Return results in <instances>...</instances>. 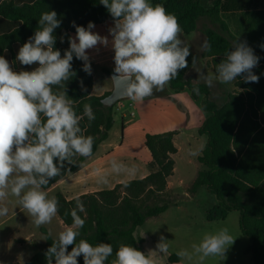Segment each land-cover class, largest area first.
Returning <instances> with one entry per match:
<instances>
[{
    "label": "clouds",
    "instance_id": "9594fccd",
    "mask_svg": "<svg viewBox=\"0 0 264 264\" xmlns=\"http://www.w3.org/2000/svg\"><path fill=\"white\" fill-rule=\"evenodd\" d=\"M100 3L114 20L109 29L111 41L93 31V22L87 27L73 22L76 34L69 37V48L62 56L54 48L53 33L61 21L53 10L41 14L37 30L16 56L23 66L35 65L31 71H15L0 56V216L8 214L7 201L13 196L37 227L50 224L58 213L59 202L54 196L50 198L44 188L61 175L65 162L74 164L76 157L92 155L94 137L84 135L80 127L84 117L89 123L95 120L92 106L84 104L83 114L78 115L74 100L67 95L66 84L76 75L72 69L74 57L83 61L82 70L91 75L88 50L111 44L115 64L112 79L123 83V95L134 102H142L154 91H163L180 70L188 67L187 57L191 53L190 46L180 38L183 29L177 17L162 4L152 5L149 0H100ZM202 48L210 51L211 45L205 41ZM232 49L217 64L215 74H200L208 87L214 86V81L231 83L238 76L246 83L259 82L253 69L260 57L246 41L236 39ZM80 86L87 92L82 80ZM193 91L199 95L198 88ZM110 167L117 175L137 172L135 165L118 163L115 159ZM98 182L108 183L107 175L99 176ZM78 213L86 214L79 197L75 207L65 213L71 216L72 224L59 232L45 253L47 264H78L81 256L83 264H106L113 255L110 243L93 246L85 239L77 242L86 222ZM234 242L229 229L223 227L205 233L198 244L191 245V251L181 249L176 255L181 262H191L194 257L200 261L208 257L224 260ZM169 247V240L163 235L157 250H149L147 254L121 243L111 264H158L159 258L169 254Z\"/></svg>",
    "mask_w": 264,
    "mask_h": 264
},
{
    "label": "trees",
    "instance_id": "16d2710c",
    "mask_svg": "<svg viewBox=\"0 0 264 264\" xmlns=\"http://www.w3.org/2000/svg\"><path fill=\"white\" fill-rule=\"evenodd\" d=\"M153 4H162L168 13L174 14L183 34L198 31L204 36L211 50H203L201 56L209 59L207 64L214 74L225 53L233 50L236 39L246 41L260 57L258 66L253 69L259 82L246 83L238 76L234 80V90L222 105L217 106L206 99L202 102L201 109L207 116L197 132L205 136L206 141L196 161L203 169L196 174L189 193L195 194L204 187L214 196L216 206L207 212L208 220H224L229 213L237 212L239 230L250 244L251 263L264 264V48L261 47L264 45V13L259 18L258 30L251 33L248 24L237 27L234 15H226L229 7L222 0H211L209 5L203 0H153ZM53 10L61 21L53 33L56 37L54 48L60 50L62 56L69 48V37L76 34L73 22L87 27L89 22L97 25L113 20L100 0H0V56L9 61L13 70L31 71L35 67L21 65L16 56L19 48L37 30L41 14ZM201 21H206L209 26L200 27ZM82 68L83 61L74 57L72 69L76 75L67 82L66 89L67 95L74 100L73 107L78 115L83 114L86 103L94 111V121L89 123L84 117L80 122L84 135L94 137L92 157L109 137L116 105L109 108L102 104V99L110 93L102 97L92 95L93 77ZM185 71L186 68L180 70L168 84L169 88L174 92L188 89L193 99L199 95L207 97L208 87L201 83L191 84L184 77ZM81 80L87 92L81 90ZM194 88L199 89V95ZM175 135L176 131L146 134L145 145L152 158L147 177L117 184L111 190L79 196L86 214H78L86 222L80 229L77 242L85 239L93 246L110 243L113 255L106 264L115 259V251L121 243L142 251L143 240L136 236V230L149 218L167 211L168 204L162 195L166 193L168 178L175 170ZM90 157L78 156L74 164L65 162L61 175L50 180L44 190L76 172ZM55 198L59 202L57 215L70 226L72 218L65 213L75 207L76 198L67 200L62 193H57ZM43 233L45 243L25 264H47L45 253L54 240L45 229ZM73 246H69L68 251ZM78 264H83V256L78 257Z\"/></svg>",
    "mask_w": 264,
    "mask_h": 264
},
{
    "label": "crops",
    "instance_id": "0c3cea01",
    "mask_svg": "<svg viewBox=\"0 0 264 264\" xmlns=\"http://www.w3.org/2000/svg\"><path fill=\"white\" fill-rule=\"evenodd\" d=\"M203 1L205 4L209 5L210 4L209 2L211 0H203ZM222 2H225L226 5L229 7L226 15L229 13H232L234 15V22L237 27H242L244 24L245 25L248 24L250 26L251 33H254L258 30L257 25L259 18H261L262 14L264 13V0H222ZM113 26H114V20H111L102 24L95 25L93 31L100 34L101 36H107L108 39L111 41L112 37L109 34V29H111ZM196 34H197L196 31L189 34L191 37L188 39V43L190 44L192 50L193 48H195V44L193 42L196 39ZM71 37H75V34H71ZM202 52L203 50L196 51L198 59L196 60L195 64H192L190 67L186 68L184 77L185 79L189 80L191 84L199 83L198 80L202 79L200 76L201 73L207 74L212 71L210 66L207 64L209 59L203 58L201 56ZM88 55L90 57V63L92 68L91 75L93 77L92 95L96 97H102L106 93H111V91L113 90V83H112L113 81H107L98 87V76H97L98 72L96 70L97 68L100 69L104 67H111L114 69L115 67L114 59H113L114 51L111 47V44H109L108 47L98 45L97 48L88 50ZM185 90L189 92L191 97V92L188 89H184L183 91ZM181 92L172 91L170 93V98L168 100L162 97L158 98V100L162 101L163 102L162 104L169 106L170 109H172V111H175L176 112L175 114H177L178 118L179 116L183 118V120H185L187 123V129L191 127H196V130L198 131V129L200 128V126L202 125L203 121L207 116V114H205L201 109V104L206 99L205 98L206 96L199 95L197 99H193L191 97L193 102L186 104L184 100L181 99L179 96ZM197 100L199 101V103L196 105L195 103L197 102ZM126 103H127L126 101H121L120 103H118L114 108V112L115 111L120 112L123 108H126L127 107ZM128 106L134 108V105L131 103L128 104ZM201 112L204 113L205 117L203 116L202 118ZM122 117L125 118L126 116L122 115ZM131 117H133V114L131 115ZM110 132L107 140L103 141L99 145L97 152L92 157L88 158L76 172L68 174L65 179L59 181L57 184L53 185L48 190H45L48 192L50 198L53 196L55 197L57 193H62L67 200H72L81 195L95 193L102 190H111L117 184L124 183L123 181L114 180V173L111 172V167H110L111 165L110 159L120 150L121 147H117L111 152H107L108 151L106 149L107 147H105L103 153L101 154L98 153L100 147L104 146V144H106L108 140H110ZM149 158L151 162L152 160L151 154L146 147L144 156L140 157V159L146 160V162L148 163ZM138 164L142 165L143 169L139 172V177L136 178L143 179L147 177L150 174V172L147 171L143 163L140 162ZM105 174L107 175L108 183L105 184L98 182L99 176ZM173 175L168 178L166 193L174 196L178 192V189L180 188V184L178 185L175 184V186L172 184L173 182H175L172 179ZM132 180H136V179L134 178L129 181ZM200 188H204V187H200ZM200 188L197 190V192L200 190ZM207 192L209 193L208 197L213 199L210 208L208 210L207 209L203 210L202 222L203 224H205V226L212 229L211 227L213 224H215L216 222L224 221L230 213L226 216L224 220H208L206 218L207 212L212 208H214V206H216V201L213 195L210 194L209 191ZM183 194H184L183 196L187 199V201H189V203L196 204L194 197H191L188 193L185 192V190H183ZM193 195L195 196V194ZM7 207L9 208L8 214L6 216H0V264H2V262L5 260V256H15V258L10 260L9 264L27 263L35 254L34 255L29 254L26 248L34 244L40 247L46 241V236L43 233V229H45L48 233L51 232L50 237L53 240H56L55 235L57 236L60 231H62L65 227H67V225L63 223V221L59 218L58 215H56L52 219L50 224L37 227L32 222V217L29 216L27 212L19 206L16 197L10 196L8 198ZM168 211H169V206L166 212H164L163 214L157 217L149 218L143 226L139 227L136 230L135 233L136 236L142 238L143 240L141 244L142 252L147 254L149 250H157L156 245L159 242L160 236L163 235L167 240H169V245H170L169 254L167 256H162L161 258H159L158 264L197 263L198 261H195L194 258L191 262H187V261L181 262L180 258L177 257L176 255V252L181 249H188L189 251H191L192 244L186 242L189 239H192V235L190 234V230H188V228H184L183 232L180 233L179 235L176 232L158 231V230H162L158 227H155L154 230L147 229L146 226L149 224V222L150 223L153 222L154 223L153 226L159 225V223L163 222L164 220L163 216ZM200 224L202 225V223ZM179 239H181L183 243H178L177 241ZM249 247L250 244L245 249V254L247 255L246 264H252L250 259V253L248 252ZM16 254L20 255V257H23L25 259L24 261L26 262L20 263L19 258L16 257ZM210 258H214V257H210Z\"/></svg>",
    "mask_w": 264,
    "mask_h": 264
},
{
    "label": "rangeland",
    "instance_id": "374dc122",
    "mask_svg": "<svg viewBox=\"0 0 264 264\" xmlns=\"http://www.w3.org/2000/svg\"><path fill=\"white\" fill-rule=\"evenodd\" d=\"M153 4V0H149ZM210 3V2H209ZM209 26L206 21H201L199 26ZM196 39L194 40L195 48L190 47V56L187 57L188 67L193 64V57L197 58L196 51L203 50L202 45L204 44V36L196 31ZM190 35L180 34V38L190 46L188 39ZM98 76V87L107 82L112 81L111 75L114 74V69L111 67L97 68ZM100 72V74H99ZM214 74L212 71L209 72ZM199 83L207 84L204 80H198ZM113 83V82H112ZM208 87V86H207ZM208 96L205 97L207 101L214 103L217 106L222 105L227 95L234 90V81L228 84H222L219 81H214V86L208 87ZM170 88L168 85L165 86L163 91H154L151 97H146L142 102H134L131 99L123 100L126 101L127 107L123 108L120 112H114V126L110 132V140L104 146L100 147L99 154L103 153L104 148L111 152L117 147H121L120 150L110 159V163L113 159L117 162H123L126 165H135L137 172L135 175H117L114 173V180L116 181H129L131 179H138L139 172L143 169V163L148 172H150L149 162L141 160L140 157L144 156L146 149L145 135L146 134H160L170 131H176L174 138L175 146L178 151L173 156L175 160V173L173 175L172 184H180L178 192L173 196L171 194H163L162 198L169 206V211L163 216V222L159 225H154L153 222H149L146 226L148 230L155 229L158 227L167 232H176L178 235L183 232L184 228L190 230L192 239H189V244L199 243L205 233L216 232L220 228L227 227L229 233L235 238V242L231 245L226 253L225 259L222 260L219 257L205 258L200 261L198 257H194L195 264H246L247 255L245 249L249 245L247 238L241 235L238 225V213H230L224 221L216 222L212 225V229L205 226L202 222L203 210L209 209L212 204V199L208 197L209 193L206 188H200L198 192L193 194L189 193V185H191L196 174L203 169L196 161V156L199 155L201 149L204 147L206 138L205 136L199 135L196 127L187 129V123L183 118L172 111L169 106L162 104L163 102L158 98H170ZM180 98L184 100L186 104L192 103L193 100L187 90L180 93ZM133 104L134 108L128 106ZM199 103H195L196 105ZM133 114V117L131 115ZM122 115L126 117L123 118ZM202 118L205 117L204 113L201 112ZM196 151V152H195ZM175 189V188H174ZM183 190L188 193L191 197H194L196 204L189 203L183 196ZM211 197V196H210ZM214 197V196H213ZM149 203H153L150 201ZM201 210V211H200ZM202 223V225L200 224ZM211 230V231H210ZM58 235H55L57 239ZM183 243L181 239L177 241ZM176 243V242H175ZM29 254H36L39 247L34 244L26 248ZM19 258L20 263H24L25 259L16 254ZM26 257V256H25ZM15 256H5V260L2 264H9L10 260ZM27 260V258H26Z\"/></svg>",
    "mask_w": 264,
    "mask_h": 264
},
{
    "label": "water",
    "instance_id": "95a60500",
    "mask_svg": "<svg viewBox=\"0 0 264 264\" xmlns=\"http://www.w3.org/2000/svg\"><path fill=\"white\" fill-rule=\"evenodd\" d=\"M114 74L111 75V78ZM113 90L111 93L102 99V104L105 107L113 108L115 105H117L119 102L123 100H128L126 96L123 95V83L120 81L113 80Z\"/></svg>",
    "mask_w": 264,
    "mask_h": 264
}]
</instances>
